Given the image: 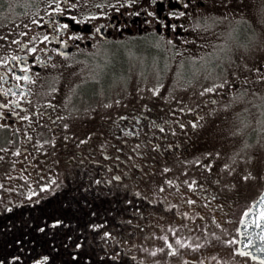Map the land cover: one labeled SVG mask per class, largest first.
I'll list each match as a JSON object with an SVG mask.
<instances>
[{"label":"flooded vegetation","instance_id":"obj_1","mask_svg":"<svg viewBox=\"0 0 264 264\" xmlns=\"http://www.w3.org/2000/svg\"><path fill=\"white\" fill-rule=\"evenodd\" d=\"M73 2L47 6L44 15L0 41V167L4 157L11 167L5 179L0 176V235L14 219L19 254L35 251V258H76L89 242L103 251L105 264H222L229 255L264 264L237 251L239 223L264 185L246 200L245 191L228 187L226 176L208 167L193 134L211 124L247 80H264V55L238 80L212 87L205 80L208 88L199 85L188 97L168 90L160 104L141 100L107 119L98 140L65 142L67 113L48 91L54 63L96 41L132 35L189 49L195 27L222 4L135 0L91 21L77 18L82 13ZM83 24L90 27L81 30ZM13 177L20 194L6 200Z\"/></svg>","mask_w":264,"mask_h":264},{"label":"rangeland","instance_id":"obj_2","mask_svg":"<svg viewBox=\"0 0 264 264\" xmlns=\"http://www.w3.org/2000/svg\"><path fill=\"white\" fill-rule=\"evenodd\" d=\"M60 3L61 0H0V41L7 32L24 28L44 15L47 6L55 9ZM134 3L135 0H74L73 5L82 13L76 14L77 18L97 21L105 19L110 11ZM208 18L195 27L189 49H178L153 35H132L96 41L54 63L48 91L51 101L67 113L69 136L65 142L98 140L107 119L142 104L141 100L160 104L168 90L178 91L172 95L188 97L197 93L199 85V90L207 89L202 87L205 80L212 82L211 87L238 80L264 55V0H222L216 15ZM248 81L228 107L219 108L211 124L193 132L200 157L208 161V167L226 176L228 187L245 191L246 200L264 185V80ZM183 99L174 101L181 103ZM2 160L0 176L11 168L8 157ZM18 180L13 177L7 181L6 200L19 196ZM184 229L193 234L187 226ZM166 231L173 233L171 229ZM213 249L210 246L206 252ZM137 253L143 255V249ZM104 257L103 251L88 242L75 264H105Z\"/></svg>","mask_w":264,"mask_h":264},{"label":"water","instance_id":"obj_3","mask_svg":"<svg viewBox=\"0 0 264 264\" xmlns=\"http://www.w3.org/2000/svg\"><path fill=\"white\" fill-rule=\"evenodd\" d=\"M83 24L81 30H87ZM71 48L62 52L68 53ZM237 251L264 262V188L243 215L238 226Z\"/></svg>","mask_w":264,"mask_h":264},{"label":"trees","instance_id":"obj_4","mask_svg":"<svg viewBox=\"0 0 264 264\" xmlns=\"http://www.w3.org/2000/svg\"><path fill=\"white\" fill-rule=\"evenodd\" d=\"M13 211L10 212L8 217L13 215ZM14 222V219L12 222L8 221V228H4L3 230L4 237L0 235V264H63L68 261L71 264H75L79 262V255L76 258H71V256L65 254V256L61 258L47 257L40 254L39 257L37 256V258H35V251L33 253L29 251L21 256L18 252L19 247L17 246L19 242L17 236L18 225L14 224ZM3 226H6V224ZM3 240H5V242ZM33 255L35 257H33Z\"/></svg>","mask_w":264,"mask_h":264}]
</instances>
